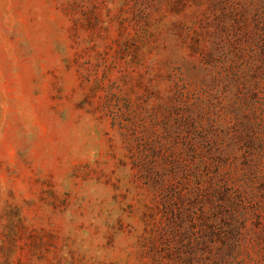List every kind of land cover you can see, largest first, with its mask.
<instances>
[{
    "label": "rangeland",
    "instance_id": "rangeland-1",
    "mask_svg": "<svg viewBox=\"0 0 264 264\" xmlns=\"http://www.w3.org/2000/svg\"><path fill=\"white\" fill-rule=\"evenodd\" d=\"M0 264H264V0H0Z\"/></svg>",
    "mask_w": 264,
    "mask_h": 264
}]
</instances>
